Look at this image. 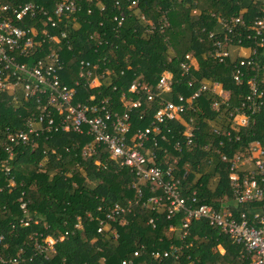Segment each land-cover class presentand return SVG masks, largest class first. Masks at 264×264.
Segmentation results:
<instances>
[{
    "label": "trees",
    "instance_id": "1",
    "mask_svg": "<svg viewBox=\"0 0 264 264\" xmlns=\"http://www.w3.org/2000/svg\"><path fill=\"white\" fill-rule=\"evenodd\" d=\"M61 1L64 0H9L10 5L31 2L39 6L40 12L34 19L17 23L23 28H34L35 43L43 42L31 59L44 57L48 47L56 50L63 68L60 81L67 86L79 81L76 101L81 103L93 96L94 103L106 100L108 110L119 114L123 111V98H139L140 108L129 113V137L149 127L159 108L157 98L147 102L143 95L130 93L131 83L153 89L159 77L169 73L170 92L162 98L170 101L178 95L189 97L198 82L218 83L227 93L225 102L203 92L181 115V121L168 123V132L161 127L165 141L157 137L155 164L164 169L177 157L174 174L180 176L185 168L188 170L179 184L181 194L191 196L194 192L198 204L215 210L227 205L235 216L240 212L249 216L258 210L257 204L232 202L227 165L220 156L243 153L252 140L264 147V115L256 116L254 125L241 129L238 141H228L213 133L212 127L228 126V112L239 108L248 87L247 78L240 84L232 80V59L218 63L212 58V40L206 34L217 35L218 22L230 17L241 16L244 23H251L253 17L261 15L263 1L72 0L79 11L61 17L51 28L45 18L52 17L53 6ZM63 31L67 35L64 39L59 38L57 43L48 40ZM185 55L195 62L187 73L181 68ZM80 60L88 62L90 68L95 66L88 80L78 79ZM252 60L258 69L250 75L256 72L259 78L264 75V45ZM93 77L99 85L91 88L88 82ZM213 102L219 104L216 111L210 108ZM37 113L33 101L13 108L0 99V137L5 129H19L23 119ZM189 127L192 145L189 150L182 148L178 152L174 143L183 142V133ZM90 141L83 134L56 132L46 139L40 136L34 145H20L13 150L11 159L0 148V264H120L128 258L135 264H249L248 255L239 245L204 221H190L182 240L176 234L167 236L169 226L177 227L183 222L182 212L166 220L163 208L155 212L142 206L148 197L160 192L150 191L148 183L138 181L129 168L111 160L103 147L96 155L83 156L82 148ZM3 160L8 161L7 174ZM41 162L43 165L39 166ZM20 197L30 218L28 227L18 224L24 218L19 209ZM127 202L130 214L107 228L114 230L117 238L114 240L107 229L97 233L98 222L106 212L114 204L123 206ZM77 218L81 229L74 228ZM150 219L154 228L148 224ZM46 237L55 241L53 252L39 253L34 244L42 247ZM170 246L179 247L176 260L157 263L151 259L150 252L167 251ZM136 251L138 256L133 258Z\"/></svg>",
    "mask_w": 264,
    "mask_h": 264
},
{
    "label": "built area",
    "instance_id": "2",
    "mask_svg": "<svg viewBox=\"0 0 264 264\" xmlns=\"http://www.w3.org/2000/svg\"><path fill=\"white\" fill-rule=\"evenodd\" d=\"M262 1L263 7L259 12L261 15L253 17L251 23H244L241 16L230 17L218 22L217 35L214 32L206 34L207 39L212 40L210 54L214 60L218 63H224L227 58L234 61L232 80L240 84L244 78H247V93L239 108L228 112V126L212 127L215 135H220L228 141L232 138L238 141L239 131L254 125L256 116L264 115V75L259 78L256 72L250 75L258 69L252 60L253 55L264 45V0ZM8 2L9 0H0V99H5L13 108L24 101H33L38 113L36 116L23 119L21 128L4 130L0 137V148L7 157L11 159L13 150L20 145H34L35 139L40 136L46 139L56 132L86 135L91 141L82 148L83 156L96 155L98 149L103 147L111 160L117 162L120 167L129 168L138 181L148 183L150 191L160 192L159 195L148 197L142 206L155 212L163 208L162 213L166 220L177 212H182L183 222L177 227L169 226L167 236L176 234L179 240H182L187 235L190 221H204L209 227L218 229L239 245L248 255L249 264H264V147L258 141H250L243 153L231 157L220 156L221 162L227 165L226 180L232 202L236 205L253 203L259 206V209L249 216L245 212L235 216L227 205L215 210L209 205L198 204L194 192L191 196L182 195L179 184L181 179L187 177L188 170L185 168L180 176L174 174L177 157L172 158L164 169L155 164L158 138L160 141H165L161 127L167 129L169 122L181 121V115L203 92H210L225 102L227 93L221 86L215 82L201 81L189 97L178 95L175 101H170L162 98L164 94L170 92L169 73H163L153 89L140 86L136 82L131 83L128 87L130 93L143 95L147 102L157 98L159 108L153 113L149 127L137 130L129 137V113L140 108V99L123 98V111L119 114L110 112L106 100L103 99L94 103L93 96H89L84 103L76 101L78 96L76 87L79 81L75 80L72 86L60 81L63 68L57 51L48 47L44 57L31 59L33 52L43 42L35 43L37 32L34 28H23L17 24L24 19H34L40 12L39 6L31 2L17 5H10ZM77 11L79 9L72 0L57 2L52 11V17L56 20L47 16L45 22L49 27H55L56 21L61 17L67 18ZM66 36L63 31L58 37L53 35L48 37V40L57 43L59 38L64 39ZM184 60L181 68L187 73L191 66L195 67V62L189 55H185ZM77 64L78 79L88 80L95 66L90 68L88 62L83 60L78 61ZM190 84L187 83L188 86ZM98 85L96 77L88 82V87L91 88ZM218 105L217 102H213L210 106L211 110L216 111ZM183 139L182 143H174L173 147L178 152L182 148L189 150L191 147L193 139L191 127L184 131ZM3 161L4 171L7 174L8 161ZM94 164L98 165V162L95 161ZM40 165L43 163H39ZM137 194L141 196L139 189ZM21 195L23 196V193ZM225 200L226 197H223L222 201ZM18 202L19 209L24 214V218L18 224L21 227H28L30 218L27 215L26 204L21 197ZM130 211L129 202L123 206L114 204L106 212L104 219L98 222L97 233L106 230L116 221L121 223ZM148 224L154 228L152 219L148 220ZM74 228L81 229L78 218ZM108 231L115 240L116 232L110 229ZM63 237L61 236L59 240L62 241ZM54 243L53 239L46 237L43 239L42 247L37 246L36 243L34 246L39 253H52ZM178 249L179 247L170 246L167 251H152L150 257L157 263L166 259L176 260ZM137 256V251L132 253L133 258ZM43 258L47 259L46 256ZM120 264L135 263L132 258H128L122 260Z\"/></svg>",
    "mask_w": 264,
    "mask_h": 264
},
{
    "label": "rangeland",
    "instance_id": "3",
    "mask_svg": "<svg viewBox=\"0 0 264 264\" xmlns=\"http://www.w3.org/2000/svg\"><path fill=\"white\" fill-rule=\"evenodd\" d=\"M95 86V85H94Z\"/></svg>",
    "mask_w": 264,
    "mask_h": 264
}]
</instances>
